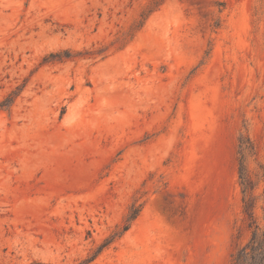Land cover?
<instances>
[{
	"label": "rangeland",
	"instance_id": "1",
	"mask_svg": "<svg viewBox=\"0 0 264 264\" xmlns=\"http://www.w3.org/2000/svg\"><path fill=\"white\" fill-rule=\"evenodd\" d=\"M256 225L264 0H0V264H232Z\"/></svg>",
	"mask_w": 264,
	"mask_h": 264
},
{
	"label": "trees",
	"instance_id": "2",
	"mask_svg": "<svg viewBox=\"0 0 264 264\" xmlns=\"http://www.w3.org/2000/svg\"><path fill=\"white\" fill-rule=\"evenodd\" d=\"M246 208L248 209L247 202ZM137 215L138 209L133 212L130 218L134 219ZM127 229L128 226H125V230ZM232 264H264V231H261L258 225L255 226L248 244L234 253Z\"/></svg>",
	"mask_w": 264,
	"mask_h": 264
}]
</instances>
